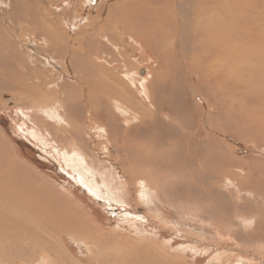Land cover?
Returning <instances> with one entry per match:
<instances>
[{
	"label": "rangeland",
	"instance_id": "374dc122",
	"mask_svg": "<svg viewBox=\"0 0 264 264\" xmlns=\"http://www.w3.org/2000/svg\"><path fill=\"white\" fill-rule=\"evenodd\" d=\"M129 1L38 0L40 21H35V26L0 20L7 35L16 29L14 45L21 37L35 49L36 34L42 38L45 26L52 29L54 21L63 31L61 38L72 40L73 47L77 35L80 43L87 40L78 33L80 29L85 33L97 29L104 41L95 37V56H106L100 60L92 55L100 76L93 71L87 75L96 81L97 91L89 93L87 86L83 91L86 97L90 94L93 115L86 113L88 103H75L80 93L73 92L64 100L69 103L68 112L62 120L56 118L52 108L62 107V103H53L61 102L56 83L43 84L40 89L23 77L31 88L51 89L32 94L0 86V167L5 184L15 177L13 184H19L21 191L31 190L39 201L47 198V204L39 208L45 213L41 221L33 220L27 227V218L21 213L16 215L19 224L14 216L12 221L1 220L0 264H264V133L249 129L248 120L254 116L264 119V78L260 79L264 77V0H224L227 15L219 22L196 15L216 3L199 5L189 0L184 12L189 48L184 42L180 47L179 42L177 54L156 57L151 48L142 49L124 31L123 22L136 17L135 11H128ZM180 1L151 0L153 6L143 17L147 14L164 26L173 23V18L179 22L182 17L176 3ZM153 7L161 9L154 14ZM31 9L22 19L34 22ZM8 15L6 10L0 18ZM14 15L21 16L16 8ZM210 20L217 21L211 31L207 26ZM41 21L45 26L37 27ZM66 22L76 24L75 29L68 28ZM180 26L166 27L173 34L172 42H178ZM176 28L175 38L172 30ZM156 29L164 44L166 30ZM259 29L261 36L255 34ZM205 31L215 41L222 40L221 53L211 48ZM31 34H35L33 46L29 44ZM27 47L25 51H31ZM4 51L1 47V55ZM32 52L38 55L34 49ZM59 57L68 63L66 52ZM138 68L144 69L139 77L146 78L145 89L141 85L136 89L121 76ZM68 70L61 63V71ZM70 73L71 77H63L75 82ZM113 94L143 120L123 122L116 110L108 107ZM74 104L79 105L77 114L70 110ZM104 110L111 115L106 127L99 121ZM99 127L105 129V135ZM80 137L96 147H88L89 142L82 146L93 153L67 152ZM229 162L232 165L228 166ZM78 172L90 180L91 188L81 183ZM210 173L217 176L209 178ZM212 187L217 190L211 192ZM17 232L15 238L12 234Z\"/></svg>",
	"mask_w": 264,
	"mask_h": 264
},
{
	"label": "bare ground",
	"instance_id": "6f19581e",
	"mask_svg": "<svg viewBox=\"0 0 264 264\" xmlns=\"http://www.w3.org/2000/svg\"><path fill=\"white\" fill-rule=\"evenodd\" d=\"M138 1V2H137ZM135 3L134 0H130L129 2H131V7L129 6L128 11L129 12H134L135 11V19L131 20L130 22H123V28L124 31L134 40V42H136L137 44L140 45V47H143L142 49H150L151 48V52L153 53V56H160V55H167V56H171L173 54H177L176 48L179 47L178 43L180 42V47H182L185 43V47L189 48L186 44L187 38L189 36L190 33H186L185 29L188 27L187 21L188 19L185 16V11L188 8V4H189V0H182L178 3H176L178 5V13L179 15H181V19L179 22H177V20L175 18H173L174 20L172 21L173 23L168 24L166 27H171L172 24H179L181 25L180 29H182V33L180 34V37L178 39V42H172L171 38L173 37L172 32H170L164 25H162L160 23L159 20H154L153 18L150 19L148 17V15L146 14V17H143L144 13H147L148 11H150V6L152 7V2L151 0H137ZM162 1V0H161ZM192 1V0H191ZM208 2L209 4L212 2L216 3V5L213 8H205V9H201V12H197L196 15L197 17L199 15H206L207 17H209V19H216L218 20V22L220 21V19L222 17H224L225 14L224 9L225 6L224 5V0H196V3H199V5L202 4V2ZM167 3V2H166ZM188 3V4H187ZM128 4V3H127ZM250 4V3H249ZM162 5V4H161ZM214 5V4H213ZM224 5V6H223ZM14 3H11L10 0H5L3 7L7 10V8H13ZM205 6V4H204ZM202 6V7H204ZM240 6V5H239ZM264 6V5H263ZM206 7V6H205ZM101 8V7H99ZM102 10L104 8H101ZM99 10L100 12H102V10ZM161 8L158 7H153V11L152 13H156L157 11H159ZM168 9V8H166ZM240 9V8H239ZM174 10V9H173ZM192 10V9H191ZM195 10V9H194ZM192 10V11H194ZM248 10V9H247ZM260 10V9H259ZM259 10L256 12V15H259ZM111 11V10H109ZM168 11V10H167ZM172 11V10H170ZM188 11V10H187ZM236 11V10H235ZM57 12V10H56ZM97 12V11H96ZM99 12V13H100ZM108 12V11H107ZM13 13H15V9L13 11ZM166 13V12H165ZM176 13V10H175ZM107 14V13H106ZM110 14V13H108ZM151 14V13H150ZM195 14V13H194ZM32 15V14H31ZM62 15V14H61ZM64 15V14H63ZM95 15V14H94ZM134 15V16H135ZM166 15V14H165ZM190 15V13H189ZM5 16V15H3ZM29 16V15H28ZM67 16V15H66ZM159 16V15H158ZM174 16V15H173ZM253 16V15H252ZM61 17V16H60ZM68 17V16H67ZM103 17V16H102ZM192 17V16H191ZM221 17V18H220ZM229 17V16H228ZM50 18V17H49ZM65 18V17H64ZM162 18V17H161ZM160 18V19H161ZM171 18V19H172ZM206 18V17H205ZM237 18V17H236ZM256 18V17H255ZM208 19V20H209ZM224 19V18H222ZM33 20H36L35 14L33 15ZM85 20V19H84ZM141 20V21H140ZM190 20V19H189ZM194 20V19H193ZM207 20V18H206ZM40 21V20H39ZM62 21V20H61ZM80 21V20H79ZM86 21V20H85ZM55 22V21H54ZM52 23L53 28L51 29L49 27V25L45 26V22L41 21L39 23V26L37 25V27L40 26H45L47 29L46 35H44L42 38L39 39L38 34H36L35 38L37 40V44L36 47L37 49L32 48L31 45H28L26 42L21 41L20 38H16V45H14L15 40L13 38V36H15V34L17 33L16 29L15 31H12V34L9 36L7 35L0 27V51H1V47H5V51L4 54L1 55L0 53V78L3 80H0V86L4 87V89H7L8 91H14L19 92V91H26L30 94H32V92H46L48 91L46 88L45 90H37L34 88H31L32 85H35L37 87L39 86H44L43 84L51 85L53 83H56L54 86L57 89V93L60 94L61 98V102H53V103H62V107L61 106H55L54 108H52V110L58 115V117L56 118H60L62 120V117H64L66 115V113L68 112L69 109V103H65L66 101H64L65 99H67L69 97V94H73V92L77 93L80 95L77 96V98L75 99V103H90L91 98H89L88 95L86 97V94L83 93L84 91V87L87 86L93 93H96L97 91V83L96 81H94V79H91L88 77V73H91L93 71V73L95 75H99L100 76V69L99 66L96 63H92L91 59H92V55H96L95 51H96V45L97 42L95 41V37H98L99 41L103 39L100 38L98 36V31L96 30H92L91 33H85L84 30L80 29L78 33L83 34L87 40H85L84 43H80L78 36L74 37V39H76L77 46H75L73 41H69V39L67 40H63L61 38V34L63 33V31H59V25H55V23ZM192 22V21H191ZM233 22V21H232ZM258 22V21H257ZM78 23V22H77ZM194 23V22H193ZM199 23H201V21H199ZM205 23V22H204ZM217 23L214 21H209L207 26H208V30L211 31L212 27ZM225 23V22H223ZM227 23V22H226ZM240 23V22H239ZM245 23V22H244ZM247 23V22H246ZM255 23V22H254ZM68 28H71V26L75 29V25L74 23H67ZM222 24V23H221ZM251 24V23H250ZM7 25V24H6ZM193 25V24H192ZM199 25V24H198ZM201 25V24H200ZM218 25V24H217ZM237 25V24H236ZM243 25V24H242ZM241 25V26H242ZM248 25V24H247ZM259 25V24H258ZM261 25V24H260ZM118 26V24H117ZM191 26V25H190ZM206 26V25H205ZM239 26V25H238ZM257 26V25H256ZM164 28V30H166V35H165V42L163 43V35L162 33H160L159 31H156V28ZM177 27V26H176ZM218 27V26H217ZM221 27V26H220ZM219 27V28H220ZM251 27V26H250ZM249 27V28H250ZM259 27V26H258ZM146 28H148L146 30ZM152 28V31H151ZM172 28V27H171ZM215 28V27H214ZM227 28V27H224ZM233 28V26H232ZM248 28V27H247ZM254 28V27H253ZM194 29V28H193ZM197 29V28H196ZM234 29V28H233ZM258 29V28H257ZM263 29V28H262ZM262 29L256 30L255 34L256 35H260L262 34ZM9 32V30H7ZM175 33V38L177 36V28L175 30H172ZM179 31V30H178ZM192 31V30H191ZM217 31V30H216ZM246 31V30H245ZM189 32V31H188ZM201 32V31H200ZM199 32V33H200ZM206 32V36L208 37V41L211 43V48L215 51H219L218 53H221L224 47L220 46V42L222 40L219 41H215L212 35H210V33L208 31ZM223 32V31H222ZM252 32V31H251ZM152 33V35L149 36V34ZM228 33V31H227ZM230 33V32H229ZM194 34V33H193ZM202 34V33H201ZM205 34V33H204ZM107 35V34H106ZM195 35V34H194ZM229 35V34H228ZM237 35V34H236ZM235 35V36H236ZM243 35V34H242ZM251 35V33H250ZM19 36V35H18ZM30 36V35H29ZM59 36V38L57 37ZM212 36V37H211ZM231 36V34H230ZM20 37V36H19ZM105 38V37H104ZM192 38V37H191ZM254 38V37H253ZM252 38V39H253ZM259 38V37H258ZM39 39V40H38ZM207 39V38H206ZM224 40V38H222ZM226 40H230V39H226ZM236 40V39H235ZM251 40V39H250ZM34 41V40H33ZM39 41V42H38ZM104 41V39H103ZM132 41V40H131ZM241 41V40H240ZM189 42V46H190ZM199 43V42H198ZM246 43V42H245ZM29 44H35V42H31ZM69 45L65 48H63V45ZM81 45V47H79ZM87 45V47H86ZM201 45V44H200ZM199 45V47H200ZM226 45V44H225ZM236 45V44H235ZM22 46V47H21ZM27 46L30 47L31 51H25V48H28ZM178 46V47H177ZM192 46V45H191ZM210 46V45H209ZM196 47V44H195ZM233 47V46H232ZM166 48V52L165 53H161V49ZM34 49V51H36V53L38 55H34L32 52V50ZM45 49V52L42 54L41 50ZM201 49V48H200ZM210 49V48H209ZM208 49V50H209ZM22 50H24V54L22 52ZM39 50V51H37ZM155 50L159 53L156 54ZM144 51V50H143ZM192 51V50H191ZM198 51V49H197ZM214 51V52H215ZM227 51V50H226ZM29 52V53H28ZM61 52H66L69 57H68V63L66 59L60 58L59 54ZM164 52V51H163ZM200 52V51H199ZM212 52V53H214ZM246 52V51H245ZM262 52V51H261ZM264 52V51H263ZM203 53V52H202ZM23 54V55H22ZM199 54V53H198ZM209 54V53H208ZM260 54V53H259ZM243 55V54H242ZM261 56V55H260ZM97 57V56H95ZM106 57V56H105ZM103 56H98L97 58H105ZM209 57V55H208ZM242 57V56H241ZM186 58V57H185ZM212 58H214L212 56ZM260 58V57H259ZM110 59V58H109ZM184 59V58H183ZM182 59V60H183ZM215 59V58H214ZM221 58H219L220 60ZM101 60V59H100ZM180 60V59H179ZM181 60V61H182ZM186 60V59H184ZM217 60V59H215ZM233 60V59H232ZM38 61V62H37ZM213 61V60H212ZM106 62V61H105ZM253 62V61H252ZM61 63H64L65 67H69V73L68 72H63L61 71ZM89 66L86 67L85 64ZM180 63V62H179ZM160 64V63H159ZM222 64V63H221ZM226 64V63H225ZM186 65V64H185ZM211 65V64H210ZM43 66V67H42ZM189 66V65H188ZM247 66V65H246ZM250 66V65H249ZM231 67V66H230ZM251 67V66H250ZM141 68V67H140ZM190 68V66H189ZM261 68V67H260ZM49 69H51V71H48ZM70 70L72 72V77H74L75 82L72 81H68L66 80L63 76L66 75L67 78L71 77V73ZM142 70V69H141ZM139 68L138 70H126L123 72L124 79H126V82H128L130 85L135 86V88L137 89L138 86L142 87V89H145V80L146 78L143 77H139L141 75H139L140 71ZM262 70V69H261ZM139 71V72H138ZM199 71V70H198ZM254 73V75H256V73L254 71H252ZM188 73V72H187ZM202 73V72H201ZM258 73V71H257ZM263 73H264V69H263ZM203 74V73H202ZM28 75V76H26ZM93 75V74H92ZM190 75V74H189ZM199 75V74H198ZM59 76V77H58ZM90 76V74H89ZM138 76V77H136ZM213 76V75H212ZM261 76V75H260ZM23 77H28L31 80V86H29L30 84H28V82L26 83L23 79ZM148 77V76H147ZM211 77V76H210ZM251 77V76H250ZM58 78V79H57ZM99 78V77H98ZM264 77L260 78L263 79ZM6 79V81H5ZM208 79V78H207ZM221 79V78H220ZM246 79V78H245ZM8 80V81H7ZM97 80V79H96ZM205 80V79H202ZM212 80V79H211ZM219 80V79H218ZM225 80V79H224ZM244 80V79H243ZM38 81H40V83H38ZM245 81V80H244ZM250 81V80H249ZM154 82V81H153ZM210 82V81H208ZM216 82V81H215ZM264 82V81H263ZM78 83V84H76ZM150 83V82H149ZM246 83V82H245ZM250 83V82H248ZM260 83V82H259ZM39 84V85H38ZM83 87H82V85ZM148 84V83H147ZM218 84V83H217ZM224 84V83H223ZM258 84V83H257ZM80 85V86H79ZM112 85H116L115 83ZM111 85V86H112ZM262 85V84H261ZM45 86V87H47ZM109 86V85H108ZM224 86V85H223ZM260 88L262 86H259ZM40 88V87H39ZM50 88V86H49ZM113 88V87H112ZM41 89V88H40ZM224 89V88H223ZM255 89V88H254ZM263 89V88H262ZM51 89H49L50 91ZM228 90V89H227ZM246 90V89H245ZM251 90V89H250ZM48 91V92H49ZM114 91V90H113ZM117 91V90H116ZM239 91V90H238ZM225 92V91H224ZM223 92V93H224ZM262 92V91H261ZM74 93V94H75ZM114 93V92H113ZM222 93V94H223ZM13 94V93H12ZM54 94V93H52ZM88 94V93H87ZM50 96V94H48ZM57 95V94H56ZM63 95V96H61ZM110 95H112L110 93ZM226 95V94H224ZM260 95V93H259ZM71 96V95H70ZM76 96V95H75ZM244 96V95H243ZM73 97V96H72ZM115 97H117L116 94H113V97H111L112 99V103H110V106L108 107H112L113 109L116 110V112L122 117L120 118L121 120L128 122L130 121H137L139 122V120H143V117H139V115H137L136 113L132 112L130 110V108L127 107L126 103H123V100L119 101L117 100ZM262 97V96H261ZM63 98V99H62ZM74 98V97H73ZM58 99V98H57ZM129 99V98H128ZM255 99V98H254ZM257 99V98H256ZM71 100V99H70ZM126 101V100H125ZM248 101V100H246ZM51 102V103H52ZM64 102V103H63ZM74 102V101H73ZM114 102V103H113ZM131 102V101H130ZM206 102V101H205ZM224 102V101H223ZM211 103V102H210ZM256 103H259L258 100L256 101ZM130 104V103H128ZM133 106V105H132ZM131 106V107H132ZM223 106V105H222ZM58 107H61V111L59 112L57 109ZM220 107V106H219ZM96 108V107H95ZM134 108V107H132ZM97 109V108H96ZM70 110L72 111V113L77 114V110L79 111V105H72V108L70 107ZM88 112H86L89 115H93V110L91 109V104L88 105ZM91 111V112H90ZM105 111V110H104ZM46 112V111H45ZM84 112V113H85ZM62 113V115H61ZM70 113V112H69ZM70 115V114H69ZM80 116V115H79ZM79 116H77L79 118ZM111 115L109 112H103V116L101 118H99V121L103 123V126L106 127L105 125L111 122ZM255 118V119H254ZM55 119V118H54ZM125 119V120H124ZM56 120V119H55ZM250 124H249V129H252L256 132L261 131L262 133H264V119L263 118H258L256 116L252 118L248 119ZM64 121V119H63ZM65 123V122H64ZM56 124V123H55ZM68 124V123H67ZM117 125V124H116ZM65 126V125H64ZM71 126V125H70ZM63 127V126H62ZM69 127V126H68ZM86 131V130H85ZM99 131L102 132V136L105 135V129L103 127H99ZM80 132V131H79ZM126 132V131H124ZM70 134V130L67 129V135ZM99 135V134H98ZM101 135V134H100ZM99 135V136H100ZM72 138V136H71ZM87 141L85 142L84 139H82L81 137L77 140V142H73V145L71 146L73 149L67 151V152H71V153H79V152H83L85 153H93L92 151H94L96 149V147H93V145H90L91 143ZM186 142V141H185ZM88 143V147L92 146L94 150L91 149V151L87 150V152L82 148V146L87 145ZM189 144V143H188ZM91 147V148H92ZM80 154V153H79ZM82 154V153H81ZM80 154V155H81ZM89 155V154H88ZM93 155V154H92ZM78 156V155H77ZM98 156V155H97ZM96 156V157H97ZM74 157V156H73ZM1 158V157H0ZM72 158V157H71ZM74 159V158H73ZM79 159V158H77ZM218 164L220 166L224 165V163L220 160L217 159ZM88 162V161H87ZM2 164V162L0 163ZM232 165V163H228V166ZM3 166V165H2ZM234 166V165H233ZM81 167V166H80ZM108 167V166H107ZM239 167V166H238ZM103 168H105L104 166H102V171L103 172ZM84 169V168H82ZM110 169V168H109ZM222 168H219V170ZM15 170V169H14ZM105 172V171H104ZM15 174V173H14ZM13 176V175H12ZM214 176H217V174L214 173H210L209 174V178H213ZM106 177V176H105ZM5 172L1 169L0 167V215L2 217H0V222L2 219L4 220H9L12 221V218L15 217V221H18V216L21 213V215L27 220H25L26 225H30L31 223H33L34 221L40 220L41 221V216L44 217L45 213L41 212L39 208H41V206H45L47 204V201L44 202V200H46L45 198L40 199V201L34 197L35 194L32 193L31 190L28 191H21L19 189V184H13L14 181L16 180L15 177H12V179L9 181V184H5ZM77 178L81 181V183H83L84 185L88 186L89 188H91L88 183L90 182V180L84 175L82 174V172H78L77 173ZM227 180V179H226ZM17 183V182H16ZM19 183V181H18ZM21 183V182H20ZM92 184V183H91ZM90 184V185H91ZM29 185V184H28ZM93 185V184H92ZM19 186V187H18ZM22 186V185H21ZM24 186V185H23ZM22 186V188H23ZM212 186V185H211ZM25 187V186H24ZM93 188L95 189L94 185ZM242 188V187H241ZM28 189V186H27ZM37 189V188H36ZM89 190V189H88ZM96 190V189H95ZM217 188H210V191H216ZM219 190V189H218ZM47 191V190H46ZM45 191V192H46ZM241 191V190H240ZM44 192V193H45ZM35 193V192H34ZM37 193V192H36ZM43 193V192H41ZM53 195V194H52ZM51 195V196H52ZM102 195V194H100ZM209 195V194H208ZM38 196V194H37ZM46 196V195H45ZM39 197H41L39 195ZM49 197V196H48ZM57 197V196H56ZM58 199V198H57ZM59 200V199H58ZM51 201V200H50ZM49 202V201H48ZM53 202V201H51ZM57 203V202H56ZM51 204V203H50ZM62 204V203H61ZM48 207V206H47ZM51 207V206H50ZM59 207V206H58ZM66 207V206H65ZM54 208V207H53ZM57 208V207H56ZM5 210V213L3 212ZM57 210V209H56ZM15 212V214H14ZM54 213V212H53ZM76 214V213H75ZM18 215V216H16ZM44 215V216H43ZM71 215V214H69ZM14 216V217H13ZM51 216V215H50ZM48 215V217H50ZM56 216V215H55ZM71 218V217H70ZM34 220V221H33ZM29 221V222H28ZM48 221V220H46ZM18 223V222H17ZM25 223H22L20 225L24 226ZM30 223V224H29ZM37 224V222H35ZM34 223V224H35ZM52 223V222H51ZM255 223V222H254ZM19 224V223H18ZM48 224V223H46ZM25 225V226H26ZM27 225V227H28ZM33 225V224H32ZM49 225V224H48ZM1 228V227H0ZM44 228L49 229L50 227H47L44 225ZM47 229L46 233L47 232ZM25 235L28 234V232H24ZM23 233V234H24ZM17 233L12 234L14 237ZM35 234V233H34ZM11 235V236H12ZM19 236V235H18ZM23 236V235H21ZM13 237V238H14ZM20 237V236H19ZM34 237V236H33ZM33 237H29V241H31L32 243H34V238ZM16 238V237H15ZM23 239V238H22ZM25 240V238H24ZM23 241V240H22ZM39 245V244H38ZM30 247V246H29ZM2 252V251H1ZM3 253V252H2ZM13 257V256H12ZM5 259V258H4ZM6 260V259H5ZM7 261V260H6Z\"/></svg>",
	"mask_w": 264,
	"mask_h": 264
},
{
	"label": "crops",
	"instance_id": "0c3cea01",
	"mask_svg": "<svg viewBox=\"0 0 264 264\" xmlns=\"http://www.w3.org/2000/svg\"><path fill=\"white\" fill-rule=\"evenodd\" d=\"M4 1L5 0H0V14L2 13H6V9L3 7V4H4ZM11 3H15V5L13 6L12 9H9L7 8L8 10V13H9V18H0V20L4 19L5 21H9V22H12V24H19L20 26H23V25H33L35 26V21L39 20L37 14L39 12V9H38V0H10ZM17 2V3H16ZM26 4V6H25ZM35 6L37 7V9H35ZM17 9L20 13V17H17L16 15H14L13 11L14 9ZM33 8V11L35 13V17H36V20L34 22H28L27 20L25 19H22L23 16H25L26 14H29L32 12V9ZM24 11V12H23ZM12 12V13H11ZM35 34H31V37H30V40L31 42L33 43V36ZM20 40H21V37H20ZM45 52V50L43 51V53Z\"/></svg>",
	"mask_w": 264,
	"mask_h": 264
},
{
	"label": "water",
	"instance_id": "95a60500",
	"mask_svg": "<svg viewBox=\"0 0 264 264\" xmlns=\"http://www.w3.org/2000/svg\"><path fill=\"white\" fill-rule=\"evenodd\" d=\"M141 72H142V73L144 72V69H143V68H142ZM112 211H114V210H112ZM116 211H117V210H116Z\"/></svg>",
	"mask_w": 264,
	"mask_h": 264
}]
</instances>
